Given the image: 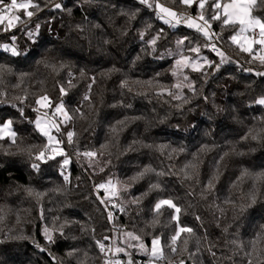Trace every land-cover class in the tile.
Masks as SVG:
<instances>
[{"label":"trees","instance_id":"16d2710c","mask_svg":"<svg viewBox=\"0 0 264 264\" xmlns=\"http://www.w3.org/2000/svg\"><path fill=\"white\" fill-rule=\"evenodd\" d=\"M158 1L33 0L40 7L30 19L20 12L24 23L0 26V46L9 49L0 48V124L11 120L16 132L15 144L0 140V264H105L99 243L119 248L122 233L147 246L160 238V264H259L246 253L264 235V105L257 103L264 63L232 42L237 28L217 20L211 29L226 49L221 63L209 37L166 24ZM160 1L201 12L198 4ZM258 5L254 14L264 19ZM204 14L211 15L207 5ZM199 55L208 61L202 70L177 68L180 57ZM44 95L51 108L63 101L72 117L58 132L73 133L64 143L67 176L35 125ZM41 151L45 159L37 160ZM112 183L117 194L104 198L99 185ZM162 199L181 209L179 226L194 230L182 234L176 253L174 209L164 206L152 224ZM126 248L118 255L131 264L148 259Z\"/></svg>","mask_w":264,"mask_h":264},{"label":"snow or ice","instance_id":"6c2138e0","mask_svg":"<svg viewBox=\"0 0 264 264\" xmlns=\"http://www.w3.org/2000/svg\"><path fill=\"white\" fill-rule=\"evenodd\" d=\"M141 3H147V0H140ZM181 3H183L186 6H192L193 3H198V6L201 10L199 16L197 19L199 21H202V24L196 23L195 20L191 17L186 16H180L179 19L176 20V23L180 22V19H184L189 21L188 27L192 28L195 27L198 32H201L205 37H210L208 29L211 28V22L212 21H221V23L224 26H229L233 28H237V34L231 36V40L233 43H237L240 45L241 50L248 52L250 55L253 56V59H256L257 56L253 51L254 45H260V51L264 52V19L261 17H258L254 15V10L256 7H258V0H227V2H223V0H180ZM259 4H264V0H259ZM206 5L209 6L211 15L209 17H206L204 14V10L206 9ZM149 7H153L152 4L148 5ZM156 8L160 10V13H163L166 16L170 17H177L179 16L178 13L172 11L171 9L164 7L163 5L157 3L154 5ZM39 4H36L33 2V0H10V2L5 3V0H0V25H4L6 22L5 30H10L12 28H15L18 24L24 23L25 21L22 19V16L19 14L20 12L23 13L24 17H27L30 19L34 15V11L39 9ZM56 8H60V4H55ZM158 13V15H160ZM161 19H164V16H160ZM167 24H172V21L169 19L164 20ZM172 26H175L174 24ZM257 29L258 31V38H257ZM246 33H250V35H245ZM238 37L242 39H238ZM159 37L157 36L152 40V44L154 45L156 43V40ZM13 39H15L13 37ZM178 44H182L183 41H178ZM213 50L215 49V46L213 45ZM6 50H9L6 48ZM193 52H199V48H193L190 49ZM13 55H17L16 49L13 47L10 49ZM221 55V63L225 62L224 54L219 53ZM259 60L261 63H264V55H260ZM177 68H185V67H191L194 71H200V67L197 66L195 63H189L188 57H182L180 60L176 61ZM218 68L219 65H216ZM175 74V72H174ZM261 75H264V73H261ZM187 79V78H185ZM94 82V81H93ZM91 87V86H90ZM179 87V85H177ZM191 87V85H189ZM63 89H61V92L63 93ZM87 99V97H85ZM178 98V97H177ZM36 103L42 107L48 106L50 104L49 97L47 95L41 96L37 99ZM258 104L264 105V98H261L257 101ZM61 113L64 116V119L66 121H70L72 117L68 116L67 112L64 110V105L61 102L60 104L56 105L55 112ZM50 127H56V131L59 132V126L56 124L49 125L47 122L41 121L40 119H37L36 121V128L41 132L42 135L46 136L48 138L49 144L52 143V141H56L57 144L60 143L59 140H56V137L52 136L50 133ZM113 132H116V129H113ZM8 138L12 144L16 143V132L12 129V121H6L2 125H0V140H4L5 138ZM73 137V133H68V140L71 142ZM256 138V137H253ZM58 155H64L63 151L60 150L57 152ZM85 156L93 157L96 155L94 152H86L84 153ZM50 159H54L55 157H48ZM37 160H43L45 159V152L41 151L37 156ZM69 163L68 159H64V164L67 165ZM33 168H39L38 164H33ZM193 168H195V165H192ZM150 171V169H145V172ZM140 175H143L141 173ZM159 175H163V173H159ZM65 180H67V177H65ZM111 182L109 181V185ZM100 188H104L106 192L111 191L112 195L115 196L116 190L115 186H112L109 188L108 186L101 184L99 185ZM157 187V185H153V188ZM209 189L213 187V183L210 180L208 184ZM101 203H105V201L102 199ZM132 203H138V201H132ZM164 206H167L169 209H174L175 215L173 216V219L177 221V229L174 233V235L171 237V245L170 250L172 253H176L178 251L176 245L178 241L181 240V236L183 233H187L189 237L193 234L194 230L192 228L179 226V213L181 212V209L170 199H162L158 201L155 204V212L156 217L153 219L152 224L155 225L159 223V216L162 214L161 210ZM121 211H124L123 208L120 209ZM109 220L112 219V213H108ZM199 219V218H198ZM47 234V233H46ZM128 236L139 240V236H133L132 233H128ZM51 239V237H49ZM264 241V235L258 236L255 241L252 242V252L246 253L249 257H251L253 254H255L257 261L259 264H264V248H257V245ZM189 240L188 238L183 239V245L184 250H187ZM99 247L101 252L105 251V245L103 243H99ZM140 247L143 249L144 245L141 244ZM117 252L123 251L121 248L116 249ZM192 255L191 253L189 254ZM151 257L154 260H160V259H166L165 253L163 250V247L161 246V242L159 238H154L152 241V248H151ZM105 264H108V261H105ZM118 264V262H117ZM167 264H172V261H167ZM179 264H185V261L181 259L179 261ZM248 264H253V260L251 258L248 259Z\"/></svg>","mask_w":264,"mask_h":264},{"label":"rangeland","instance_id":"374dc122","mask_svg":"<svg viewBox=\"0 0 264 264\" xmlns=\"http://www.w3.org/2000/svg\"><path fill=\"white\" fill-rule=\"evenodd\" d=\"M223 2H227V0H223ZM157 3H159V4H161V5H163L164 7H167V8H169V9H171L172 11H174L175 12V8H173V7H171V6H168V5H166L164 2H162V1H158ZM195 4H198V3H193V5L192 6H186V5H184L183 3H182V6L184 7V8H186V9H190V8H192ZM156 11H157V13H160V10L158 9V8H156ZM20 14V13H19ZM254 14V13H253ZM161 15H163L164 16V19H162L163 21L165 20V19H169V20H171L172 21V24H168L169 26H171V27H177L179 24L178 23H176V21L174 20V17H170V16H166V15H164L163 13H160V15L159 16H161ZM255 15V14H254ZM257 16V15H256ZM197 17H198V15H194V16H191V18H193V20H195V22L196 23H199V24H201L200 23V21H198V19H197ZM188 23H189V21H186V23H185V25L188 27ZM167 24V23H166ZM175 25V26H172V25ZM0 26H2L3 28H5L6 27V22H5V24L4 25H0ZM190 28V27H189ZM193 29H196L195 27H192ZM209 31V30H208ZM257 31H259L258 29H257ZM209 34H210V32H209ZM245 35H249V33H246ZM258 38V37H257ZM238 39H242V38H240V37H238ZM239 45V44H238ZM239 47H240V45H239ZM0 48H2L3 50H6V48L8 49V46H6V45H3V46H0ZM241 48V47H240ZM260 48H261V46L260 45H254L253 46V51H254V53L256 54V56H257V58L255 59L256 61H260L259 60V56L260 55H264V52H261L260 51ZM248 53V52H247ZM249 54V53H248ZM182 57H188V56H182ZM182 57H180L178 60H180ZM189 58V63H195L197 66H199L200 67V70H202L205 66H207V64H208V61H207V59L203 56V55H199V56H197V57H194V58H190V57H188ZM261 62V61H260ZM185 68H190V69H192L191 67H185ZM181 69H184V68H181ZM193 70V69H192ZM188 87H189V85H191V87H193V84H192V82L190 81V80H186L185 82H184ZM63 103V105H64V102L63 101H60V102H58L57 104H55L53 107H52V112L54 113L55 112V108H56V105H58V104H60V103ZM40 106V105H39ZM64 110L67 112V110H66V107H65V105H64ZM67 114H68V112H67ZM56 116H57V118H59L60 119V121L61 122H64L65 121V119H64V116L61 114V113H56L55 114ZM69 116V115H68ZM37 119H40L41 121H44V122H47L49 125H51V124H56L55 123V121L54 120H50L48 117H47V115L46 114H44L43 112H39L38 114H37V117L35 118V125H36V121H37ZM0 125H2V124H0ZM13 129V128H12ZM40 132V131H39ZM69 132H71V130H69V131H67L65 134H64V136H59V133L56 131V127H50V133H51V135L52 136H54V137H56V140H59L60 141V143L59 144H57L56 143V141L54 140V141H52V143L51 144H49V142H48V138L46 137V139H47V142H48V145H49V148H48V151H47V156L48 157H55V158H59L60 159V167H61V172L65 175V176H67L68 174H69V167H70V165H71V157L68 155V153H67V151H66V149L64 148V143L65 142H69V140H68V133ZM41 133V132H40ZM7 138V137H6ZM60 150H62L63 151V153H64V155H58L57 154V152H59ZM65 158H67L68 159V161H69V163L67 164V165H65L64 164V159ZM113 184V186H115V190H116V188H118V190H119V185L118 184H116V183H112ZM109 188H111L110 186H109ZM116 193H117V190H116ZM110 196H113L112 195V193H111V191H109L105 196H104V198H106V197H110ZM123 234V236L121 237V239H122V245L121 246H119V248H121V249H123V250H125L126 251V246H128V247H137V249H138V252L141 254V256H146L150 261H151V264H160V262H161V260L162 259H160V260H154L152 257H151V248H152V242H151V244H150V246H147V245H145V244H143V243H141V242H138L137 244H135L134 242H133V238H131V237H129L128 236V234H125V233H122ZM121 234V235H122ZM159 240H160V242H161V239L159 238ZM153 241V240H152ZM133 242V243H132ZM141 244H143L144 245V248L142 249L141 247H140V245ZM130 245V246H129ZM161 246H162V242H161ZM117 247V246H116ZM163 247V246H162Z\"/></svg>","mask_w":264,"mask_h":264},{"label":"built area","instance_id":"2783aa9c","mask_svg":"<svg viewBox=\"0 0 264 264\" xmlns=\"http://www.w3.org/2000/svg\"><path fill=\"white\" fill-rule=\"evenodd\" d=\"M137 1L140 2V0H137ZM150 1L151 0H147V3H141V2L140 3L142 5H148L150 3ZM175 12L179 14V16L174 17L175 21L177 19H179L180 16H186V17L194 16V14L190 11H185V10H181V9H177V8H175ZM186 21L187 20L180 19L179 24L183 25L186 23ZM200 23L202 24L203 22L200 21ZM208 30L210 32V37H211L210 38L211 40L208 44V48L212 52V54L213 55H220L219 53H223V51L226 52V49L224 48V46L222 44H220L218 35H216L211 28ZM249 35H250V33H249ZM257 37H258V31H257ZM213 45L215 46L216 50H213V47H212ZM209 61H210V59H209ZM35 109L46 114L50 120H54L56 125L59 126V128H61L63 125L69 124V121L61 122L60 119L57 118L56 115H53L52 108H51V102L48 106H44V107L39 106L37 104L35 106ZM104 192H106L105 189H104ZM103 244L105 245V251L101 252V250H100V252L105 255V261H108V264H117V262H118V264H131V262L129 261L131 256H127V258L125 259V258H121L118 255V252L116 251L117 247L114 244L113 240L105 241V242H103ZM162 263H165V260H163ZM143 264H151V261L149 259H146L143 262Z\"/></svg>","mask_w":264,"mask_h":264}]
</instances>
